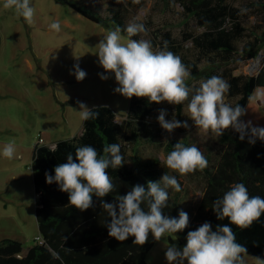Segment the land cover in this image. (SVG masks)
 <instances>
[{
  "label": "trees",
  "instance_id": "16d2710c",
  "mask_svg": "<svg viewBox=\"0 0 264 264\" xmlns=\"http://www.w3.org/2000/svg\"><path fill=\"white\" fill-rule=\"evenodd\" d=\"M75 6L71 0H61ZM83 1V0H78ZM146 0H109L108 13L97 16L86 8L76 7L92 21L104 26L121 29V34L132 21V7ZM163 6L172 10L180 7L183 16L179 23L180 33H176L173 23L158 25L150 18L136 21L145 31L131 37L135 40H148L153 50H167L179 56L190 72L186 80L190 88H198L200 81L212 76L222 78L229 88L224 102L232 107L246 108L250 97L258 86H264V65L255 75L235 74V66L240 58L250 59L258 56L264 46V25L245 23L247 11L264 13V0H253L247 5H234L230 0H160ZM198 29H192L191 22ZM149 36L145 38L146 34ZM128 37V36H127ZM129 38V37H128ZM165 43L167 48L165 49ZM176 106V119L187 121L185 108L191 99ZM159 104L149 103L147 98L132 97L126 117L118 120L114 109L102 105L93 107L94 118L84 120L83 130L73 138L60 140L53 146L38 144L32 161L33 180L36 194V217L44 243L36 241L27 255L20 257L22 242L6 238L0 241V264H149L146 254L156 240L149 234L143 245L133 243L132 237L126 241H117L108 235V213L101 207V198L93 196V205L85 211L69 204L68 193L62 192L56 183L48 184L45 173L55 175L54 168L67 162V155L76 148L92 146L103 154L105 145L118 143L124 157V165L119 169L109 168L108 174L115 185V191L102 198L111 203L117 195H126L131 187L147 185L149 180L158 181L167 173L179 179L164 166L158 155L147 154L144 146L163 147L167 155L174 150L177 142L192 146L190 135L172 136L158 123ZM181 127L174 130L186 133ZM169 135V136H168ZM168 137V139H164ZM44 142V141H43ZM42 142V143H43ZM223 143L229 144L220 154V170L216 172L211 164L212 155L206 154L208 164L197 169L206 180V187L196 207H188L186 199L189 191L179 181L180 191L169 189L167 207L163 212L167 216L178 217L181 210L189 215L188 227L175 233L180 242L186 244L189 231L196 230L204 222H210L213 231L217 225L229 224L236 235V242L247 249L248 255L264 259V215L248 228L241 229L230 224L227 218L217 219L212 209L213 202L222 198L234 183H243L250 196L264 198V141L255 144L243 141L239 133L233 130L223 133ZM78 162V161H77ZM147 210L146 205H142ZM244 254V253H242Z\"/></svg>",
  "mask_w": 264,
  "mask_h": 264
},
{
  "label": "rangeland",
  "instance_id": "374dc122",
  "mask_svg": "<svg viewBox=\"0 0 264 264\" xmlns=\"http://www.w3.org/2000/svg\"><path fill=\"white\" fill-rule=\"evenodd\" d=\"M251 1L230 0L237 6L247 5ZM71 2L75 6L61 0H30L35 11L29 24L14 10L4 9L3 0H0V153L8 143L15 146L12 159L0 154V241L6 238L21 241L23 248L20 257L26 256L38 238H42L36 217L32 170L35 145L40 143V138L44 140L40 144L52 145L80 134L84 120L80 117L78 102L86 104L89 109L109 106L115 110L120 121L126 117L131 101L115 93L119 85L114 73H106L99 64L96 46L114 29L90 20L76 8H86L94 15L105 16L109 0ZM131 9L134 23L147 22L151 18L154 25L173 23L175 32L180 33L178 26L183 16L178 12L181 10L179 6L168 10L160 0H146ZM252 11L253 8L247 9L245 23L263 26L264 13L255 14ZM56 21L60 23L58 32L49 27ZM191 23L192 29L201 31L194 21ZM121 36L122 42L129 39L123 34ZM148 36L146 34L144 37ZM259 53V58H240L233 63L236 68L234 73L257 74L264 65V46ZM76 64L86 72L82 81L72 74ZM100 74L110 75V78L102 80ZM159 105L158 115L164 109L167 112L166 120H171L173 115L176 117L174 104L165 101ZM245 111L246 115L242 117L244 121L264 127V86L254 90ZM185 113L190 120L189 130L186 133L173 131L168 136L190 135L193 145L203 155H212L211 164L218 172L220 154L229 144L223 143V135L196 127L187 106ZM225 132H233V129ZM142 149L147 154L158 155L163 163L166 160L162 146H144ZM177 180L189 191L186 205L196 207L206 187L202 174L194 171L179 175ZM173 244L180 247L185 245L175 233L165 234L146 254V261L149 264H167L164 253ZM241 255L244 264H257L255 256Z\"/></svg>",
  "mask_w": 264,
  "mask_h": 264
},
{
  "label": "clouds",
  "instance_id": "9594fccd",
  "mask_svg": "<svg viewBox=\"0 0 264 264\" xmlns=\"http://www.w3.org/2000/svg\"><path fill=\"white\" fill-rule=\"evenodd\" d=\"M2 6L6 10H14L27 23H32L35 10L30 0H3ZM241 11L246 12L247 9ZM49 27L58 32L60 23L53 22ZM124 31L129 37L126 42H122L121 29L117 27L96 46L100 66L106 73L115 75L119 85L115 93L128 99L147 98L149 103L166 101L178 105L188 101L190 93L194 92L187 104V112L196 127L216 135H223L231 128L239 133L242 141L246 137L250 144H255L257 139L264 141V127L244 121L242 117L246 111L241 106L232 107L224 102L229 88L226 81L212 76L202 80L198 88H190L186 83L190 72L179 56L167 50L154 51L148 40L131 39L145 31L142 24L129 23ZM72 74L78 81L86 77L79 64L74 65ZM100 78L107 80L110 75L100 74ZM78 103L81 119L95 117L93 109ZM166 116V110L161 109L157 120L169 133L189 127L187 121L181 122L175 115L171 120H166ZM173 148L164 161V166L173 172L183 176L207 167L208 161L197 146L177 142ZM0 154L12 159L14 144H6ZM123 165L124 157L118 143L105 145L102 155L92 146H81L76 148L75 159L69 153L67 162L54 168V176L45 173L46 182L58 184L60 191L68 193L69 204L81 211L92 207L93 196L101 198V207L110 218L106 225L108 235L117 241L132 237L134 244L143 245L149 234L160 241L165 234L184 231L189 225L188 213L181 210L178 217H171L163 212L169 199L168 190L180 191L181 188L174 175L165 173L158 181L149 180L146 186L137 184L126 195H117L111 203L102 199L115 191L107 170L119 169ZM142 205H146L147 210ZM212 209L217 219L227 218L230 224L246 229L264 215V198L250 196L243 183H234L222 198L213 202ZM242 253L246 254L247 249L236 242V235L229 224L217 225L213 231L211 223L204 222L187 233L183 247L173 244L166 248L164 256L167 264H244ZM256 261L257 264H264V259L259 257Z\"/></svg>",
  "mask_w": 264,
  "mask_h": 264
},
{
  "label": "built area",
  "instance_id": "2783aa9c",
  "mask_svg": "<svg viewBox=\"0 0 264 264\" xmlns=\"http://www.w3.org/2000/svg\"><path fill=\"white\" fill-rule=\"evenodd\" d=\"M43 141H44L43 138H41V139H40V143H42ZM38 241H39L41 244L44 243L43 238H38Z\"/></svg>",
  "mask_w": 264,
  "mask_h": 264
},
{
  "label": "crops",
  "instance_id": "0c3cea01",
  "mask_svg": "<svg viewBox=\"0 0 264 264\" xmlns=\"http://www.w3.org/2000/svg\"><path fill=\"white\" fill-rule=\"evenodd\" d=\"M40 139H41V138H40ZM38 144H39V143H38ZM38 144H36L35 147H36ZM54 144H55V143H54ZM54 144L49 145V146H53ZM35 147H34V150H35ZM33 157H34V155H33Z\"/></svg>",
  "mask_w": 264,
  "mask_h": 264
},
{
  "label": "water",
  "instance_id": "95a60500",
  "mask_svg": "<svg viewBox=\"0 0 264 264\" xmlns=\"http://www.w3.org/2000/svg\"><path fill=\"white\" fill-rule=\"evenodd\" d=\"M261 53H262V51H261ZM261 53L258 54V58H259V56H260Z\"/></svg>",
  "mask_w": 264,
  "mask_h": 264
}]
</instances>
